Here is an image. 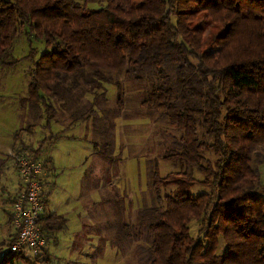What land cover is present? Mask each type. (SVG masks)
Instances as JSON below:
<instances>
[{"label": "trees", "instance_id": "16d2710c", "mask_svg": "<svg viewBox=\"0 0 264 264\" xmlns=\"http://www.w3.org/2000/svg\"><path fill=\"white\" fill-rule=\"evenodd\" d=\"M20 36L31 47L30 107L69 103L74 123L76 90L93 99L121 75L150 78L143 104L182 133L163 155L180 170H151L156 204L138 216L150 243L145 264H264L256 165L264 163L257 150L264 145V0H104L95 9L75 0H0L2 69L21 61H5ZM34 40L43 45L39 58ZM194 186L210 191L195 196ZM170 187L176 191H163ZM57 220L47 216L43 230L59 229ZM193 221L201 222L197 237ZM41 257L8 252L0 264Z\"/></svg>", "mask_w": 264, "mask_h": 264}, {"label": "rangeland", "instance_id": "374dc122", "mask_svg": "<svg viewBox=\"0 0 264 264\" xmlns=\"http://www.w3.org/2000/svg\"><path fill=\"white\" fill-rule=\"evenodd\" d=\"M75 1L86 2L92 9L104 5V0ZM33 47L43 45L34 40ZM219 51L208 49L216 57ZM30 52V43L20 36L6 53L5 61H21L5 70L0 67V165H5L0 166V259L10 251V235L14 233L13 229L6 232L19 186L13 153L29 154L42 163L54 158L51 184L46 186L47 212L59 218V229L63 217L66 220L61 230L56 228L47 234L50 239L45 255L29 264H145L150 243L147 233L136 227L138 216L156 204L151 170L158 168L161 176L180 170L178 165L164 161L163 155L182 133L164 114L143 104L150 78L140 82L121 75L118 80L104 83L93 99L91 92L83 95L76 90L74 94L81 96L73 97L80 99L75 102L80 112L74 123L75 109L69 103L64 107L52 99L44 106L30 107L25 101L34 100L29 92L33 63L25 59ZM39 56L40 49L35 58ZM82 103L88 105L87 110ZM46 106L52 107L51 113L45 111ZM257 150L264 158V145ZM206 157L216 159L213 154L206 153ZM256 165L261 178L258 193H262L264 163ZM193 175L203 180L198 172ZM209 191L203 186L191 189L195 196ZM200 228L201 222L193 221L191 234L197 237ZM223 245L220 253L225 250ZM33 255L28 251L26 256ZM15 264L28 263L19 259Z\"/></svg>", "mask_w": 264, "mask_h": 264}, {"label": "built area", "instance_id": "2783aa9c", "mask_svg": "<svg viewBox=\"0 0 264 264\" xmlns=\"http://www.w3.org/2000/svg\"><path fill=\"white\" fill-rule=\"evenodd\" d=\"M10 154L16 163L19 188L10 211L14 234L9 252L26 256L30 251L33 257L44 256L48 244L47 234L41 226L47 214L45 167L29 154Z\"/></svg>", "mask_w": 264, "mask_h": 264}, {"label": "crops", "instance_id": "0c3cea01", "mask_svg": "<svg viewBox=\"0 0 264 264\" xmlns=\"http://www.w3.org/2000/svg\"><path fill=\"white\" fill-rule=\"evenodd\" d=\"M61 136V135H60ZM56 139V138H55ZM52 141V140H51ZM53 142V141H52ZM51 144V143H50ZM38 158H39V156H37ZM40 160V159H39ZM3 163V162H2ZM54 163H55V160H54V158L53 157H51V158H48V161L47 162H45V163H43L44 164V167H45V171H46V174H47V177H46V180H47V186H49L50 184H51V179H52V169L53 168H55V165H54ZM0 166H2V168H5V165H0ZM0 178H2L1 176H0ZM18 188H19V186H18ZM18 191V190H17ZM47 205H48V202H47ZM56 214V213H55ZM49 215H52V214H49L48 212H47V214H46V217L47 216H49ZM59 216V215H58ZM59 217H63V216H59ZM8 218H9V223H8V220H7V230H6V232H7V234L8 233H10V229H11V232H12V224H11V218H10V211H9V214H8ZM61 219V218H60ZM63 219L65 220V218L63 217ZM62 219V220H63ZM66 221V220H65ZM10 226V227H9ZM64 226V225H63ZM14 232V231H13ZM51 232H53V231H51ZM45 233L46 234H48V233H50V231H45ZM12 234V233H11ZM14 234V233H13ZM13 234L12 235H10L11 236V239H10V241L12 240V236H13ZM50 239V238H49ZM49 239H48V241H49Z\"/></svg>", "mask_w": 264, "mask_h": 264}]
</instances>
